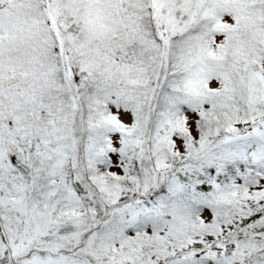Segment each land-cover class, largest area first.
Returning <instances> with one entry per match:
<instances>
[{"label": "snow or ice", "instance_id": "1", "mask_svg": "<svg viewBox=\"0 0 264 264\" xmlns=\"http://www.w3.org/2000/svg\"><path fill=\"white\" fill-rule=\"evenodd\" d=\"M0 264H264V0H0Z\"/></svg>", "mask_w": 264, "mask_h": 264}]
</instances>
